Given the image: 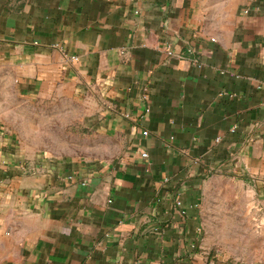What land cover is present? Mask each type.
I'll list each match as a JSON object with an SVG mask.
<instances>
[{"label":"crops","instance_id":"crops-1","mask_svg":"<svg viewBox=\"0 0 264 264\" xmlns=\"http://www.w3.org/2000/svg\"><path fill=\"white\" fill-rule=\"evenodd\" d=\"M2 79L97 146L0 126V264H193L206 182L264 183V0H0Z\"/></svg>","mask_w":264,"mask_h":264},{"label":"rangeland","instance_id":"rangeland-1","mask_svg":"<svg viewBox=\"0 0 264 264\" xmlns=\"http://www.w3.org/2000/svg\"><path fill=\"white\" fill-rule=\"evenodd\" d=\"M51 106L48 100L21 97L12 80H0V126L25 149L81 156L88 147L96 148L76 118L56 110L66 102ZM68 107L78 108L72 102ZM199 219L193 264H264V183L218 172L205 184Z\"/></svg>","mask_w":264,"mask_h":264},{"label":"built area","instance_id":"built-area-1","mask_svg":"<svg viewBox=\"0 0 264 264\" xmlns=\"http://www.w3.org/2000/svg\"><path fill=\"white\" fill-rule=\"evenodd\" d=\"M143 135H147V132H143ZM141 157H142V158H146L147 155H146L145 153H142V154H141Z\"/></svg>","mask_w":264,"mask_h":264}]
</instances>
